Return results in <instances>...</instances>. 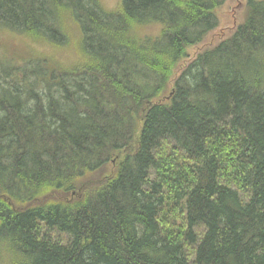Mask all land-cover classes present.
<instances>
[{"label": "trees", "instance_id": "16d2710c", "mask_svg": "<svg viewBox=\"0 0 264 264\" xmlns=\"http://www.w3.org/2000/svg\"><path fill=\"white\" fill-rule=\"evenodd\" d=\"M225 1L0 0L8 264H264V0L169 87Z\"/></svg>", "mask_w": 264, "mask_h": 264}, {"label": "rangeland", "instance_id": "374dc122", "mask_svg": "<svg viewBox=\"0 0 264 264\" xmlns=\"http://www.w3.org/2000/svg\"><path fill=\"white\" fill-rule=\"evenodd\" d=\"M108 4H113L116 0H106ZM259 1V0H257ZM247 0H226L221 8L217 10V19H218V27L195 48H191L188 50V58L181 61L176 70L174 71V76L170 82L169 87L172 82L179 76V74L183 71V69L196 57V54L209 45H215L220 42L222 39L228 37L231 32L235 29L236 25L241 21V17L244 11V7L246 5ZM16 44H19L18 41L13 40ZM14 42L4 41V39H0V58H3L6 55H10L15 52H21L23 49H18L17 47H12L11 44ZM15 51V52H14ZM61 237V240L65 239L66 241L69 239L66 235L58 236ZM64 240V242H66ZM65 244V243H61ZM14 259V255L12 253H6L4 249L0 246V264H8L6 261H11ZM6 260V261H5Z\"/></svg>", "mask_w": 264, "mask_h": 264}]
</instances>
